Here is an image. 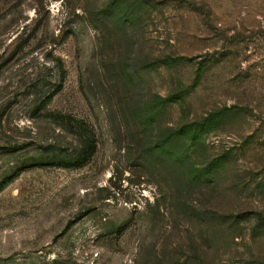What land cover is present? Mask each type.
<instances>
[{
    "label": "rangeland",
    "instance_id": "374dc122",
    "mask_svg": "<svg viewBox=\"0 0 264 264\" xmlns=\"http://www.w3.org/2000/svg\"><path fill=\"white\" fill-rule=\"evenodd\" d=\"M0 264H264V0H0Z\"/></svg>",
    "mask_w": 264,
    "mask_h": 264
}]
</instances>
